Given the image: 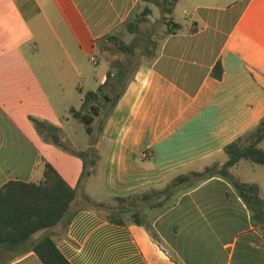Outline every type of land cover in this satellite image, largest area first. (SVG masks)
<instances>
[{"label": "crops", "instance_id": "crops-1", "mask_svg": "<svg viewBox=\"0 0 264 264\" xmlns=\"http://www.w3.org/2000/svg\"><path fill=\"white\" fill-rule=\"evenodd\" d=\"M147 7L159 8L143 0H0V188L38 183L50 163L77 189L71 217L34 239L51 236L72 264H264V222L223 176L137 200L142 225L131 213L113 224L84 205L87 196L116 208L117 197L152 194L223 165L225 147L264 118V0H190L191 25L173 19L180 28L141 62L99 136L95 119L94 136L82 141L72 111L110 70L98 40L119 34L130 43L136 33L127 25ZM219 61L221 80L212 75ZM64 147L96 149L91 177L80 183L84 162ZM229 172L264 199V165L241 161ZM0 264L43 263L34 252L0 247Z\"/></svg>", "mask_w": 264, "mask_h": 264}, {"label": "trees", "instance_id": "trees-1", "mask_svg": "<svg viewBox=\"0 0 264 264\" xmlns=\"http://www.w3.org/2000/svg\"><path fill=\"white\" fill-rule=\"evenodd\" d=\"M154 3L161 8L166 20L167 31L164 36L176 32L180 25L173 19L168 18L174 11L175 3L178 0H143ZM151 9L147 7L137 23L127 25L131 33L139 34L132 43H126L119 34L107 35L98 40L100 52L110 63V70L106 82L96 92H88L84 97V104L80 111H72L74 118L79 119L86 126L88 134L93 132L95 119L101 115L103 105L98 103L102 97L105 103L110 104L109 112L105 120L110 116L118 102L126 92L129 84L135 79L137 70L141 64L131 68L132 64L140 55L150 60L155 56L158 42L153 37V32H140L141 24L148 20ZM164 38V37H163ZM162 39V38H161ZM212 75L221 80L224 75V68L219 61ZM90 112H85L87 107ZM36 126L41 128L43 123L31 118ZM105 122V121H104ZM102 129V127H101ZM264 141V118L259 125L244 137L227 145L225 154L228 157L226 163L221 165L215 162L203 172H192L181 175L169 183L164 189L156 190L152 194H139L127 198L117 197L116 208H108L110 214L105 218L116 225H123V218L131 213L134 221L142 225V215L137 211V200L145 202L152 197H169L175 187L190 180L202 181L214 176H223L231 180L236 191L253 213L258 222H264V199L261 197L257 185H249L236 181L229 170L241 161H248L253 164L264 165V149L261 143ZM80 157L84 162L83 180L92 176L91 166H95L98 155L95 148L88 151H73L64 147ZM78 191L72 187L50 163L45 164L43 179L38 183H26L11 181L0 188V247L18 252V255L28 251L34 252L43 264H72L59 249L56 241L49 235L38 241H33L36 233L49 230L70 216L72 204L77 200ZM95 207H106L103 204L94 203L89 197L84 199ZM71 217V216H70ZM70 223V220H69Z\"/></svg>", "mask_w": 264, "mask_h": 264}, {"label": "rangeland", "instance_id": "rangeland-1", "mask_svg": "<svg viewBox=\"0 0 264 264\" xmlns=\"http://www.w3.org/2000/svg\"><path fill=\"white\" fill-rule=\"evenodd\" d=\"M189 2L190 0H178L175 3L174 6V11L171 15H168L167 17L170 19H174L176 22L178 23H182L183 25H191L192 23V19L190 17V15H186V13H184V11L189 8ZM240 5L236 6V10L239 9ZM156 14H152L150 19L143 22L141 24V28H140V32L144 33V32H153V37L154 39L158 42V44L160 43L161 38L164 37L166 31H167V26H166V20L164 19L165 14H163V12L161 11V8H157ZM224 26H227V23L224 24ZM224 27V28H225ZM139 34H135L134 37L132 36L129 40L127 39V42L132 43L136 37H138ZM220 36L219 39L216 41L217 45H219L220 43ZM138 55H140L138 58H136V60L134 61V63L132 64V66H130L131 68H133L134 66H136L138 63L142 62L145 59H149L148 57H142L140 54V49L137 50ZM102 63V62H101ZM91 70L94 69V66L91 65L90 66ZM98 103H101L104 107L102 109L101 115L99 117L96 118V122H95V127H96V135L99 136L100 134V128L102 123L104 122L109 109H110V104L109 103H105L104 100L102 99V97L98 100ZM90 112V107L88 106L85 109V112ZM75 130L78 132L79 137L82 139V141L84 142H89L92 137L94 135H89L87 130H86V126L84 125V123H82L79 120H73L72 121ZM95 135V136H96ZM56 139H58L57 136H52V140L54 142H56ZM84 205L86 206H91L93 209H95L98 212H102V214H110V211H108L106 208L102 209L101 207H95L93 204H89V203H84ZM119 206V205H118ZM147 223H149L148 220H146ZM46 233V230L40 231L38 233L35 234L33 241H35L34 239H38L41 238L44 234Z\"/></svg>", "mask_w": 264, "mask_h": 264}, {"label": "built area", "instance_id": "built-area-1", "mask_svg": "<svg viewBox=\"0 0 264 264\" xmlns=\"http://www.w3.org/2000/svg\"><path fill=\"white\" fill-rule=\"evenodd\" d=\"M91 60H92L94 63H97V59H96V57L93 56V57L91 58Z\"/></svg>", "mask_w": 264, "mask_h": 264}, {"label": "water", "instance_id": "water-1", "mask_svg": "<svg viewBox=\"0 0 264 264\" xmlns=\"http://www.w3.org/2000/svg\"><path fill=\"white\" fill-rule=\"evenodd\" d=\"M59 142V140L58 139H56V143H58Z\"/></svg>", "mask_w": 264, "mask_h": 264}]
</instances>
